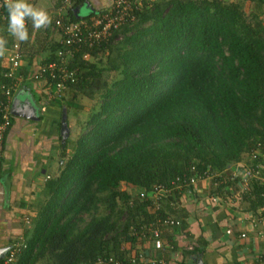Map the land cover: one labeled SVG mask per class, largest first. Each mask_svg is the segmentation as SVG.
Segmentation results:
<instances>
[{
    "label": "trees",
    "instance_id": "1",
    "mask_svg": "<svg viewBox=\"0 0 264 264\" xmlns=\"http://www.w3.org/2000/svg\"><path fill=\"white\" fill-rule=\"evenodd\" d=\"M49 1L50 23L34 30L27 21L25 42L0 22V39L7 41L0 51L18 43L31 64L38 57L43 58L38 66L60 62L58 52L66 48L52 30L60 18L53 12L63 2ZM237 1L144 0L143 8L132 12L135 21L106 43L82 46L65 65L76 72L70 90L97 104L71 154L61 156L59 174L47 180L17 264H94L104 257L131 264L134 230L169 218L163 201L178 197L176 190L162 197L157 209L142 193L148 196L158 185L171 188L196 166L214 176L219 195L234 185L228 176L233 166L243 162L253 170L263 164L264 0ZM245 1L257 10L246 13ZM85 3L76 0L63 9V22L90 20L101 12L80 17ZM86 52L90 58L84 60ZM6 72L0 67V97L1 86L10 83ZM59 103L72 108L65 98ZM249 191L243 202L250 210L264 206V169ZM126 243L129 251L123 249Z\"/></svg>",
    "mask_w": 264,
    "mask_h": 264
},
{
    "label": "crops",
    "instance_id": "2",
    "mask_svg": "<svg viewBox=\"0 0 264 264\" xmlns=\"http://www.w3.org/2000/svg\"><path fill=\"white\" fill-rule=\"evenodd\" d=\"M88 1L92 12L113 3ZM9 51H0L2 69L8 68ZM42 60L35 58L31 64L23 58L20 74L26 79L11 102V111L14 107L32 111L34 117L11 115L12 125L5 137L0 166V264L12 244L27 245L25 233L31 226L27 224L28 217L36 216L37 207L45 199L47 180L59 174L61 156L71 154L75 131L89 115L74 111L83 110L86 97L71 90L65 99L72 108L60 107L59 101L49 103L44 84L30 79ZM63 120L69 131L65 139L61 133ZM128 191L136 192L131 188ZM175 192V201L162 200V209L181 226L160 227L159 242L137 240L133 254L143 251L149 258L162 259L167 264H264V224L256 221L259 208L251 211L243 201L225 205L214 201L216 189L209 181L200 182L195 190ZM190 246H195V250L190 251ZM123 249H132L130 243L124 244Z\"/></svg>",
    "mask_w": 264,
    "mask_h": 264
},
{
    "label": "built area",
    "instance_id": "3",
    "mask_svg": "<svg viewBox=\"0 0 264 264\" xmlns=\"http://www.w3.org/2000/svg\"><path fill=\"white\" fill-rule=\"evenodd\" d=\"M62 2L63 7L54 13L56 16L60 17L55 24L54 31L63 38L64 48H66V50L58 52V57L60 58L59 63L49 62L47 64H41L30 76L32 81L44 84L45 91L48 92V101H61L66 92L76 82V72L68 71L65 65H68L70 61L76 58V55L82 52V46L86 45L88 49H92L95 46L108 42L113 34L129 20L135 21L132 12L135 11L136 8L142 9L144 0H114L109 7L102 10L92 19L83 20L78 23L63 22L61 16L62 10L72 7L76 0H62ZM261 20L264 26V13L261 15ZM0 22L7 23L4 0H0ZM9 52L8 68L4 77L9 79L10 83L1 86L2 96L0 97V160L4 153L6 134L12 125L11 102L14 94L18 88L21 87L23 80L26 79V77H22L20 74L23 65V55L19 44H14ZM83 54L84 60L90 58V52ZM67 81H70L69 85H67ZM52 86L55 87L54 90L51 88ZM43 111H45V109H43ZM252 157H255V155L253 154ZM263 169L264 162L263 164L256 165L253 170L247 168L243 162L236 164L231 170L232 172L228 175L234 185L222 194H213L214 201L224 205L227 203L234 204L242 202L244 196L248 195L250 192V182L253 179L258 180ZM190 173V176L178 177L171 183V188L158 185L153 189L150 195L147 196L145 193H142L140 195L141 199L151 198L153 200V206L159 209L162 197L170 195L175 190L183 191L186 188L195 190L202 181H209L214 186L213 175H209L207 172L199 173L196 166H192ZM216 176L221 177V175ZM256 218L258 223L264 224V206L260 207ZM179 224V221H175L171 218H166L164 220L159 219L149 224L148 227H142L139 230L135 229L133 236L139 241L153 239V241L159 242L161 239L160 227L168 228L174 225L178 226ZM22 245L20 243L12 244L1 264H14L18 260L20 254L27 248V245ZM194 248L195 246L188 247L190 251H193ZM133 255H135L136 258L132 260L131 264H167L162 259L149 258L143 251H138ZM94 264H122V262L116 260L114 257H104L98 258Z\"/></svg>",
    "mask_w": 264,
    "mask_h": 264
},
{
    "label": "clouds",
    "instance_id": "4",
    "mask_svg": "<svg viewBox=\"0 0 264 264\" xmlns=\"http://www.w3.org/2000/svg\"><path fill=\"white\" fill-rule=\"evenodd\" d=\"M4 8L7 13V33L20 42H25L29 39V32L26 27L27 21L31 22L34 30L46 27L50 23L48 13L43 9L33 6L29 0H4ZM6 43L7 41L5 39H0V49Z\"/></svg>",
    "mask_w": 264,
    "mask_h": 264
},
{
    "label": "rangeland",
    "instance_id": "5",
    "mask_svg": "<svg viewBox=\"0 0 264 264\" xmlns=\"http://www.w3.org/2000/svg\"><path fill=\"white\" fill-rule=\"evenodd\" d=\"M34 3H35V7L36 8H39V9H43V10H49V9H51L52 8V5H53V3H51L49 0H32ZM237 1V0H236ZM238 1H241V0H238ZM237 1V2H238ZM243 4V6H244V10H245V12L246 13H250L251 11H256L257 10V5H252L251 3H248V2H243L242 3ZM92 7L90 6V4L89 3H85L83 6H81L80 8H79V10H78V15L80 16V17H86V16H88V15H90V13L92 12ZM55 12H53V14H54ZM52 33H54V37H57L58 38V35H57V33L54 31L53 32V30H52ZM51 102H54V101H49V103H51ZM83 110H81L80 112L79 111H77V110H75L74 109V111L75 112H78L79 114L81 113V114H83L84 116H85V114H87V112H89L90 111V109L91 108H93L96 104H97V101L96 100H88V99H86V98H83ZM89 109V110H88ZM82 121H84L83 123H81L82 125H84V123L86 122V119L84 118ZM81 127V126H80ZM80 127L77 129V131H75V135H74V139L76 140L77 138H78V134H79V132H80ZM125 189H127V188H125ZM135 193V192H134ZM42 201H44V199H42ZM39 207H40V205H39ZM39 207H37V211H38V209H39ZM33 219L34 218H29L28 217V220H27V224H29V225H32V223H33ZM41 264H43V263H41Z\"/></svg>",
    "mask_w": 264,
    "mask_h": 264
},
{
    "label": "water",
    "instance_id": "6",
    "mask_svg": "<svg viewBox=\"0 0 264 264\" xmlns=\"http://www.w3.org/2000/svg\"><path fill=\"white\" fill-rule=\"evenodd\" d=\"M11 114L12 115H15V116H20V117H24V118H29V116H31V119L34 117L33 116V112L32 111H24V110H20L18 111L17 108H13V110L11 111ZM68 129H67V123L66 121L63 120V128L61 130V133H62V137L65 139L66 137H68ZM1 256V254H0Z\"/></svg>",
    "mask_w": 264,
    "mask_h": 264
}]
</instances>
